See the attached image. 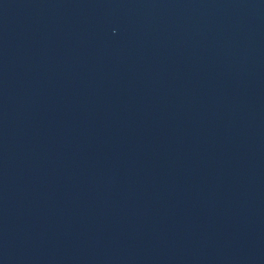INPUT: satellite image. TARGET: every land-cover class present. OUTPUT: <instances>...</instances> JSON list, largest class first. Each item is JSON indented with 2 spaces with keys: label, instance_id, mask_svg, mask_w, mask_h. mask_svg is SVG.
<instances>
[{
  "label": "water",
  "instance_id": "obj_1",
  "mask_svg": "<svg viewBox=\"0 0 264 264\" xmlns=\"http://www.w3.org/2000/svg\"><path fill=\"white\" fill-rule=\"evenodd\" d=\"M0 264H264V0H0Z\"/></svg>",
  "mask_w": 264,
  "mask_h": 264
}]
</instances>
